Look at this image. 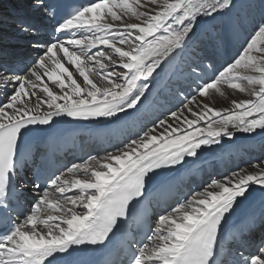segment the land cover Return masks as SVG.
I'll return each mask as SVG.
<instances>
[{
    "label": "snow or ice",
    "instance_id": "1",
    "mask_svg": "<svg viewBox=\"0 0 264 264\" xmlns=\"http://www.w3.org/2000/svg\"><path fill=\"white\" fill-rule=\"evenodd\" d=\"M234 6V0H90L54 29L67 40L57 36L46 42L27 74L0 78L5 88L11 85L0 103V264H58L73 246L105 245L126 221L130 205L146 198L164 170L183 167L204 148L233 139L237 132L264 131L261 21L237 57L210 80L197 83L180 108L115 153L73 164L67 175L51 179V190L34 183L39 190L35 203L22 223L9 226L8 209L18 192L16 155L30 126H50L62 116L131 118L148 99L154 73L159 75L158 69L184 51L199 22ZM73 31L81 37L73 38ZM224 87L250 98L232 100L233 109L227 111L215 108L210 91L224 96ZM206 120V127H196ZM253 168L213 179L159 215L147 236L152 243L135 247L130 264H219L223 224L253 185L264 189V161ZM73 189L79 191L66 195ZM241 259L242 264H264V243L257 254H241Z\"/></svg>",
    "mask_w": 264,
    "mask_h": 264
},
{
    "label": "bare ground",
    "instance_id": "2",
    "mask_svg": "<svg viewBox=\"0 0 264 264\" xmlns=\"http://www.w3.org/2000/svg\"><path fill=\"white\" fill-rule=\"evenodd\" d=\"M240 1L241 2H236L234 0V9L236 10L235 15L239 13L237 15V23L231 21V24L230 17L225 15V13L218 16L220 18L216 17L214 20H201L196 27L195 34L189 40L184 51L176 55L174 59L164 65L163 71L158 69L157 71L159 72V75L154 73L155 79L152 80L150 91L148 93V99L144 101L142 106H139L140 111L138 113L131 114V118H122L120 120H112L107 118L108 122L112 123V126H115V124L119 122H131L132 127L127 130L129 131L127 133L129 135L134 134L130 138L134 139L136 138L137 134L141 133L146 128L153 127L159 119L165 118L171 111H175L182 106H175L172 105V102L167 101L177 100L183 103L185 97L194 94L197 83L210 80L217 74L219 70L236 58L243 44L251 33L249 30L252 31L256 24L264 21V0ZM9 2L10 0H0V5H10L9 12L0 18V24L4 25L8 24V22L15 23L16 27H18L16 30L18 32H22L23 29L26 28L27 22L20 15L23 13L28 14L29 12L34 14V17L30 16L31 19L34 18V21L38 23L35 24L31 22V24L34 25L32 27L33 30L31 35H36L37 37L42 36V41L39 43L40 45H35V41H23L18 42L15 45V47L24 53L25 56L21 54H15V56H11L6 52L0 51V59L7 61L10 66L13 65L19 67L21 64L26 65L25 67L28 68L21 74L25 75L31 66L23 63V60L21 59L32 56L36 57L37 59L43 54V50L46 47V42L53 40L40 33L39 29L40 27H48L49 19L43 4L38 0H11V2ZM23 3L28 4L30 7L24 5ZM259 3H261V9L258 14L253 15L252 13H249V9L246 8V5L250 4L252 6H259ZM26 7L29 8L28 12L25 9ZM9 15L17 16L16 22L10 21L8 18ZM18 18H20L21 21H18ZM233 24L235 27H233ZM1 32H7V30H0V38L5 40L6 37L1 35ZM84 34L88 35V33ZM71 36L73 38H80L81 33L73 31ZM63 39L67 40V38ZM23 44H27V46L23 48ZM29 51H31L32 56L29 54ZM60 55H62V53ZM182 59H184L185 62H181ZM193 68H198V72L194 74L192 71ZM13 74L14 73L12 71L3 70L0 67V78ZM49 86L52 85L49 83ZM0 90H4V92H0L6 97L10 94L11 85L5 88L3 81L0 80ZM223 91L225 93L224 96H220L219 94L210 91L208 99L212 102L213 107L227 111L233 109V105L231 103L232 100L239 101L250 98L247 93H240L237 90H232L227 87H224ZM160 104L161 106H159ZM158 107L161 109L160 115L158 113ZM148 120H150L149 126H146ZM207 123V120L201 121L196 127H206ZM137 129L139 130V133H136ZM253 152L255 153V158L252 159L250 163L246 160V156L248 154H252ZM108 153L98 158L104 157ZM262 161H264V131L257 130L255 133L237 132L233 139L224 138L221 144L210 147V149L204 155L194 159L192 162L186 165L181 170V174L186 176L189 172H196L200 170L206 172V178L209 177V174H213L210 180H219L226 175L232 174L233 172H240L241 169L254 171L255 169L253 168V165L259 164ZM64 174L67 175V172ZM259 187L260 186L258 185H253L250 192ZM78 191V189H73L72 192H68L66 195L71 196L73 193ZM79 209L80 208L76 210L83 211L82 209ZM253 212L258 214L264 213V198L258 202V204L255 205L248 214L241 217V220L238 224L244 225V220H248L250 214ZM157 219L155 221V227ZM262 227H264V223L259 226L258 230H260V228L262 229ZM151 243L152 242L150 241L149 244Z\"/></svg>",
    "mask_w": 264,
    "mask_h": 264
},
{
    "label": "rangeland",
    "instance_id": "3",
    "mask_svg": "<svg viewBox=\"0 0 264 264\" xmlns=\"http://www.w3.org/2000/svg\"><path fill=\"white\" fill-rule=\"evenodd\" d=\"M236 2H241L240 0H235ZM10 2H11V0H10ZM9 2V3H10ZM262 2V1H261ZM24 5H27L28 7H30L28 4H25V3H23ZM10 5H5V6H2V5H0V18L4 15V14H6V13H8L9 12V7ZM28 7H26L25 9L27 10V12L29 11V8ZM246 8L247 9H249L248 11H249V13H252L253 15L254 14H258V12L260 11V9H261V3H259V6H252V5H250V4H248V5H246ZM252 8H254V9H252ZM242 9V8H241ZM258 9V10H257ZM235 9H234V7L230 10L231 12H226L225 13V15H227L228 17H230V23L232 24V22L231 21H233V22H236L237 23V20H238V18H237V15L239 14V13H237L236 15H235V13H236V10L234 11ZM250 10H251V12H250ZM254 10V11H253ZM3 12V13H2ZM234 12V13H233ZM230 14H232V15H230ZM224 15V16H225ZM230 15V16H229ZM27 23H26V27L28 28V30L27 31H25V30H23L22 32H18L16 29L18 28V27H16V24L15 23H11V22H8V24H4V25H2V24H0V30L1 31H6L7 30V32H1V35H3L4 37H6L5 38V40H3V39H1L0 38V51L1 52H6V53H8V54H10L11 56H15V54H21V55H23V56H25L24 55V53H22L21 51H19L18 50V48L17 47H15V45L18 43V42H23V41H32V42H34V44L35 45H40L39 43L42 41V36H36V35H31L32 33V30H33V24H31V22H33V23H35V24H38V23H36L34 20V18L33 19H31V17H34V14H32V13H29L28 12V14H25V13H23L22 15H20ZM31 16V17H30ZM232 16H233V18H232ZM8 18L10 19V21H12V22H16V19H17V16H15V15H9L8 16ZM218 18H220V17H218ZM237 18V19H236ZM232 19V20H231ZM235 19V20H234ZM259 20V19H258ZM236 23H234L235 25H237ZM203 24V23H202ZM201 24V25H202ZM231 24H230V26H231ZM233 24V27H235V25ZM9 25V26H8ZM7 26H8V28H7ZM249 32H251L250 30H249ZM8 33V34H7ZM13 33V34H12ZM31 35V36H30ZM30 37V38H29ZM12 38V39H11ZM229 39H232V38H229ZM16 40V41H15ZM20 40V41H19ZM235 41V40H234ZM8 42V43H7ZM236 43V42H235ZM11 46V47H10ZM23 46V48H25L26 46H27V44H23L22 45ZM31 50H35V49H31ZM42 50V49H41ZM30 53V55H31V51H29ZM32 56V55H31ZM34 57V56H33ZM1 60V59H0ZM181 62H185L184 61V59H182L181 60ZM23 72H25V71H23ZM0 91H3L4 92V90H0ZM167 102H172V105H177V106H181L182 105V103L181 102H179V101H177V100H174V101H167ZM177 102H179V103H177ZM159 106H161V104L159 105ZM160 111H161V109H160V107H158V113H159V115H160ZM149 121L150 120H148L147 121V123H146V126H149ZM253 154V155H252ZM252 154H248L247 156H246V160L247 161H249L250 163H251V160L252 159H254L255 158V156H254V152L252 153ZM250 158V159H249ZM79 210H81V209H79ZM83 210V209H82Z\"/></svg>",
    "mask_w": 264,
    "mask_h": 264
}]
</instances>
